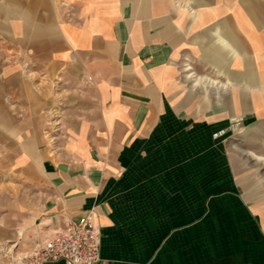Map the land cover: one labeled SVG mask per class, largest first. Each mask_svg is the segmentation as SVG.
Wrapping results in <instances>:
<instances>
[{
	"label": "crops",
	"instance_id": "0c3cea01",
	"mask_svg": "<svg viewBox=\"0 0 264 264\" xmlns=\"http://www.w3.org/2000/svg\"><path fill=\"white\" fill-rule=\"evenodd\" d=\"M0 35V171L45 179L46 234L87 214L96 264H264L262 186L225 143L233 121L264 143V0H0Z\"/></svg>",
	"mask_w": 264,
	"mask_h": 264
},
{
	"label": "rangeland",
	"instance_id": "374dc122",
	"mask_svg": "<svg viewBox=\"0 0 264 264\" xmlns=\"http://www.w3.org/2000/svg\"><path fill=\"white\" fill-rule=\"evenodd\" d=\"M5 56L8 60L15 57L11 45L6 44L4 37L0 35L1 63ZM259 125L264 126V122ZM254 126L257 125L251 122L244 124L231 122L225 143L231 162L237 168H246L245 175H253L259 179L262 195L258 197V201L264 219V143L249 139L248 131ZM239 151L241 156L237 154ZM242 152L250 154L249 157ZM46 189L45 179L35 170L32 173L19 172L14 171L12 165H9L4 171H0V219L9 209L18 208L17 210L23 214L24 223L23 232H18L22 233L21 237H18L19 235L13 238L0 237V264H10L14 257L28 254L35 243L47 235L36 221L44 206Z\"/></svg>",
	"mask_w": 264,
	"mask_h": 264
},
{
	"label": "built area",
	"instance_id": "2783aa9c",
	"mask_svg": "<svg viewBox=\"0 0 264 264\" xmlns=\"http://www.w3.org/2000/svg\"><path fill=\"white\" fill-rule=\"evenodd\" d=\"M100 259V235L90 215L58 227L43 236L17 264H96Z\"/></svg>",
	"mask_w": 264,
	"mask_h": 264
},
{
	"label": "bare ground",
	"instance_id": "6f19581e",
	"mask_svg": "<svg viewBox=\"0 0 264 264\" xmlns=\"http://www.w3.org/2000/svg\"><path fill=\"white\" fill-rule=\"evenodd\" d=\"M22 236V233H19V237H21ZM10 250H11V248H10ZM24 256V255H23ZM23 256H21V254L18 256V257H14V259L11 261V262H9L10 264H17L18 262H19V259L21 258V257H23Z\"/></svg>",
	"mask_w": 264,
	"mask_h": 264
}]
</instances>
